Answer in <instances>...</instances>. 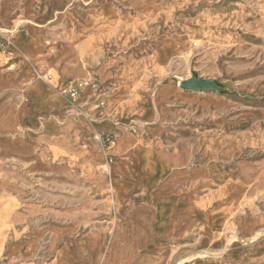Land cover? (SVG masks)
Listing matches in <instances>:
<instances>
[{
	"label": "rangeland",
	"instance_id": "obj_1",
	"mask_svg": "<svg viewBox=\"0 0 264 264\" xmlns=\"http://www.w3.org/2000/svg\"><path fill=\"white\" fill-rule=\"evenodd\" d=\"M0 15V68L31 64L25 87L62 101L34 149L0 146V264H62L91 231L109 256L131 213L164 202L178 232L156 242L162 264H264V0H0ZM192 75L213 90L181 89Z\"/></svg>",
	"mask_w": 264,
	"mask_h": 264
},
{
	"label": "crops",
	"instance_id": "obj_2",
	"mask_svg": "<svg viewBox=\"0 0 264 264\" xmlns=\"http://www.w3.org/2000/svg\"><path fill=\"white\" fill-rule=\"evenodd\" d=\"M34 70L31 64L24 63L23 60H16L8 67L0 68V146L6 144L3 147L13 154H18L21 150L29 152L35 148V142L44 141L39 137V140L36 139L32 136V132L35 133L41 129L48 133L58 131L51 112L56 109V106L61 108L62 101L49 96L50 91L41 82H30L26 87L24 85L33 76ZM20 91H23L29 99L27 111H25L26 107L22 106ZM29 114L31 119H25ZM22 125H26L30 133L25 132L26 136L15 140L13 135ZM116 187L119 186L116 185ZM168 204L169 202L159 204L154 211L142 215L130 212L131 217L128 222H124V225L130 226L126 229H129L128 235L131 239L126 240L127 242L117 239L115 249L111 250L113 254L107 255L109 250L105 249L104 244L94 241L92 237L95 233L91 231L89 236L79 240L73 251H63L60 262L62 264H94L92 260L77 257V252L85 249L92 259L95 258L96 253H99L102 258L101 264H162L163 260L155 252L157 251L155 244L161 238L174 236L178 232L175 231L178 229L177 214L173 210V204L171 206ZM80 210L83 213L85 207H81ZM119 229L120 227L116 226L112 232L106 234L104 232L102 235L119 236L121 234Z\"/></svg>",
	"mask_w": 264,
	"mask_h": 264
},
{
	"label": "water",
	"instance_id": "obj_3",
	"mask_svg": "<svg viewBox=\"0 0 264 264\" xmlns=\"http://www.w3.org/2000/svg\"><path fill=\"white\" fill-rule=\"evenodd\" d=\"M179 87L185 90L209 92L213 90V82L208 79H203L197 75H192L189 78L181 80Z\"/></svg>",
	"mask_w": 264,
	"mask_h": 264
},
{
	"label": "built area",
	"instance_id": "obj_4",
	"mask_svg": "<svg viewBox=\"0 0 264 264\" xmlns=\"http://www.w3.org/2000/svg\"><path fill=\"white\" fill-rule=\"evenodd\" d=\"M3 46H4V44L0 38V49L3 48ZM67 92L69 93L71 98H76L77 92H75L72 88H70ZM106 140H107L108 145H113V143H114L113 139L107 138Z\"/></svg>",
	"mask_w": 264,
	"mask_h": 264
}]
</instances>
